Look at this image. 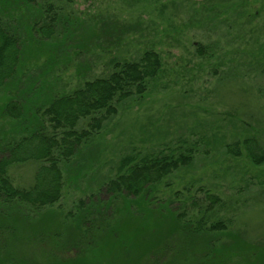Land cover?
Segmentation results:
<instances>
[{
	"label": "trees",
	"instance_id": "1",
	"mask_svg": "<svg viewBox=\"0 0 264 264\" xmlns=\"http://www.w3.org/2000/svg\"><path fill=\"white\" fill-rule=\"evenodd\" d=\"M74 18L52 0H0V221L9 231L0 244V264H226L234 252L223 247V237L238 234L219 216L223 198L211 190L199 196L190 187L168 191L171 177L196 161L202 137L164 143L158 150L132 148L103 181V176L94 181L98 169L90 165L89 191L74 208L58 214L61 229L32 230L33 240L47 236L56 242L75 228L73 240L68 233L62 240L67 254L28 262L12 253L21 220L36 228L35 218L60 202L69 182L86 174L85 164L76 171L72 161L124 103L144 98L163 74L160 52L144 47L136 58L113 57L100 75L91 77L85 71L92 66H82L79 84L69 88L61 75L64 66L74 52L90 49L87 39H71L80 23ZM114 43H101V50L110 52ZM198 52L205 54L203 48ZM261 72L264 76V65ZM225 152L264 164V145L256 137L236 139ZM27 162L38 164L33 182L16 185L10 170ZM188 238L201 239L199 251ZM180 239H187L188 246L178 251L174 247L182 244ZM170 249L175 255L165 263Z\"/></svg>",
	"mask_w": 264,
	"mask_h": 264
},
{
	"label": "rangeland",
	"instance_id": "2",
	"mask_svg": "<svg viewBox=\"0 0 264 264\" xmlns=\"http://www.w3.org/2000/svg\"><path fill=\"white\" fill-rule=\"evenodd\" d=\"M52 1L81 23L71 39H87L90 44V49H81L77 55L74 52V59L62 70L69 88L79 84L82 66H92L91 72L85 71L91 77L100 75L113 57L136 58L144 47L160 52L163 74L144 98L124 103L71 162L76 171L85 164L86 174L78 182H69L60 202L32 220L36 228L21 220L24 226L12 253L28 262L66 255L67 251L61 250L62 240L67 233L73 240L75 228L62 240L56 239L61 246L47 236L33 240L32 230H60L63 225L58 214H65L81 196L86 197L94 171L98 169L94 181L102 176L103 181L114 175L112 168L132 148L158 150L164 143L181 138L201 141L202 137L196 161L171 177L173 184L168 191L190 187L199 196L206 190L220 195L225 204L219 216L238 234L223 237V247L234 252L226 264H264V164L257 166L246 156L225 152L226 144L249 136L264 145V0ZM91 38L101 40L91 44ZM101 43L114 45L110 52H103ZM201 48L205 54L198 52ZM5 100L6 96L1 97V103ZM98 160L103 164L99 166ZM90 165L95 168L92 172L87 169ZM36 166L27 162L12 167L15 184H32ZM8 232L0 221V244ZM198 239L193 242L188 238L197 251L201 248ZM186 241L180 239L178 244H182L174 248L181 251L188 246ZM174 255L170 249L163 261L167 263Z\"/></svg>",
	"mask_w": 264,
	"mask_h": 264
}]
</instances>
